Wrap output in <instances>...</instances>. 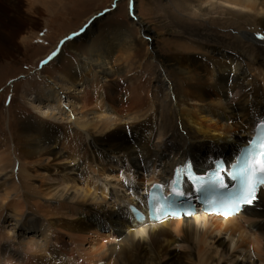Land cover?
I'll list each match as a JSON object with an SVG mask.
<instances>
[{
	"label": "bare ground",
	"instance_id": "obj_1",
	"mask_svg": "<svg viewBox=\"0 0 264 264\" xmlns=\"http://www.w3.org/2000/svg\"><path fill=\"white\" fill-rule=\"evenodd\" d=\"M37 1L28 0L34 13L39 11L34 8ZM174 1L183 8V25L190 15L207 25L223 20L235 27L233 34L226 39L207 27L194 29L189 35L195 41L181 49L186 55H150V44L143 41L149 38L143 34L149 28L136 17L143 34L135 41L138 45L132 47L127 37L114 41L127 55L78 54L73 70H61L55 79L43 75L45 81L31 102L47 109V114L14 133L18 155L29 159L36 172H47L51 163H74L53 165L55 174L76 173L77 178L89 174L104 183L110 177L124 193L116 196L119 191L112 190L119 204L102 206L105 192L98 197L91 193L87 177L83 188H76L74 176L68 182L61 179V185H71V198L60 195L52 203L41 199L35 205L19 201L21 184L3 179L14 174L12 156L17 158L13 152L2 153L0 264H204V258L218 264L208 258L214 247L217 260L231 256L230 249L245 251L244 258L251 253L256 264H264L262 188L254 208L228 219L203 214L164 224L136 223L128 213L129 206L141 200L142 184L146 189L162 182L170 187L175 170L186 162L193 163L194 172L209 171L214 159L235 158L256 123L264 120V41L254 39L257 33L264 34V0ZM95 23L80 31L90 32ZM13 28H6L7 38H0V59L10 56L5 39L25 40L22 29ZM70 39L64 47L77 53V43ZM141 50L147 51L145 55H139ZM61 56L60 52L54 60ZM183 188L191 195L188 185ZM76 197L82 202H71ZM86 198L100 203L86 206ZM120 203L126 205V215ZM91 236L108 244L83 249Z\"/></svg>",
	"mask_w": 264,
	"mask_h": 264
},
{
	"label": "rangeland",
	"instance_id": "obj_2",
	"mask_svg": "<svg viewBox=\"0 0 264 264\" xmlns=\"http://www.w3.org/2000/svg\"><path fill=\"white\" fill-rule=\"evenodd\" d=\"M113 4H116L117 7L113 8ZM35 7L39 10L37 13H34L32 9H28V0H0V38H7L6 34L9 31L6 28L12 29L13 27H20L22 29L20 34L25 37V40L18 41L16 39V42L5 39L7 45H10L9 49H7L10 56L0 59V155L6 152L12 154L13 152L15 158L19 161L15 160L12 156L15 172L13 175H10L8 170V175H4L3 179L5 181L8 180L7 182L13 179L16 183H20L23 194L19 201H26L29 204L35 205L42 202V200L52 203L60 195L71 198L74 195L73 190L70 189L71 185L68 183L64 184L65 186L61 185V179L68 182V179L75 176L76 188H80V186L83 188V180L87 177L88 179L90 178L88 183L91 186L89 188L91 193H95L96 197H98L101 190L105 192V201L101 204L102 206L104 204L110 205V202H113V205L119 204V200L116 197H112L114 196L112 190L119 191L116 196H121L124 191L118 190V186H115L114 180L110 177L104 183L101 180H93V177L91 178L89 174L81 178H77L78 174L76 176V173H70L71 175L69 173L65 175L62 172L55 174L57 170L53 168V165L64 166L67 164L68 167H73L74 163L61 162L50 164L51 160L46 164V166L48 164L51 166L48 167L50 169L47 172H44L42 169H40V172H36V167L29 159L25 160L18 155L20 146L17 145L13 136L21 131L27 121L37 122L42 119L44 120L43 117L47 114V109H39L35 103L32 104L31 102L34 93L42 85L40 82L45 81L43 75L55 79L61 70H73L79 59L78 54L81 56H85L86 54L85 57L87 58L88 55L98 54L111 55L112 58L127 55L125 53L127 50L121 49L122 45L119 47L114 42L120 39L123 40L126 37L130 42H134L133 44L131 43L132 47H134L138 45L135 41L141 38V35L146 34L149 38H146L147 41H143L150 44L148 48L150 55L153 53L162 56L186 55V53L181 52V49L191 45L190 43L195 41L189 35L192 30L205 29L207 27L210 30L213 29V34L227 39L233 34L232 27L234 26L230 22L227 23L223 20L210 22L207 25L200 22V18L194 15L192 17L190 15L189 22L183 25L184 18L181 19L180 17L182 13L180 11L183 8L180 9V6H177L174 0H133L131 8L129 7V0H39V2L35 3ZM102 13L103 15H101ZM3 15H6V17H3ZM136 17L151 31L146 30L142 34L140 27L137 28L139 25L135 22ZM31 18L36 21L34 25L29 24L28 20ZM94 22L96 23L90 32L85 33V31H80L82 28L88 29V25H92ZM74 34L77 35L74 36ZM122 35L126 36L123 37ZM68 37L71 38V41L77 43V53L64 47L65 43L60 44L62 40L68 41ZM57 47L60 49L62 59L60 58V61L54 60L55 57L53 61H50L41 68L40 62L47 59ZM86 47L87 49L89 47V49L87 50ZM135 51L131 55H134ZM146 52H142L141 50L139 55H145ZM99 106H101V103H98L97 107ZM190 160L192 161L193 159L190 158ZM207 169L196 171L202 173ZM49 170H52V172ZM196 171L194 172L195 174L201 175ZM116 176H120L117 170ZM94 181L96 182L95 185ZM122 182V179H119L118 183ZM65 187L66 190H64ZM141 189L138 195L146 189L145 183L142 184ZM190 191L192 193V189ZM43 193H46V196ZM77 199L71 202H82L79 198ZM92 200L86 198L84 205L92 207L93 203H100L97 200H93L94 202ZM120 205L124 206L122 203ZM123 208H125L126 215V205ZM132 230H134V227ZM63 238L68 239L67 236ZM222 238L226 240L225 236H222ZM95 239L91 236V238L84 240V247L82 248L89 249V245L91 246L92 244L94 248L97 246L100 248L102 244H108V240L100 242V238L97 237ZM95 241L99 244L95 245ZM228 252L232 255L222 260H217L218 255L216 254L215 247L207 253H211L208 258L216 260L218 264H228L229 262L231 264L239 262L249 264L255 261L251 253L247 254V257L244 258L245 255L243 254H245V251H231L229 249ZM203 263L210 264V260L205 261L204 258Z\"/></svg>",
	"mask_w": 264,
	"mask_h": 264
},
{
	"label": "snow or ice",
	"instance_id": "obj_3",
	"mask_svg": "<svg viewBox=\"0 0 264 264\" xmlns=\"http://www.w3.org/2000/svg\"><path fill=\"white\" fill-rule=\"evenodd\" d=\"M132 2L133 0H129L130 8ZM115 7H117V5L113 4V8ZM101 15H103V13ZM67 39H70V37ZM254 39L264 41V34L257 33ZM64 43L65 41H60L61 45ZM59 52V47L53 50L47 59L40 62L41 68L50 61H53V59L58 56ZM255 127L261 132H264V120H261ZM212 163L215 164V171L212 179L205 182L204 178L201 177L198 185L195 184L196 178L190 170V164H186L183 169L177 168L170 179V190L167 196L161 195L155 200L151 195L148 196L147 205L149 219L159 224H164L169 217L176 216L174 206H176L178 202L189 198L188 190L183 188L185 180L190 183L192 189L196 192L202 191L207 186H215L224 189L226 188L224 179L229 173H231V176L235 180L239 181L240 190L230 200H222L220 202L224 211L219 214L223 215L225 219H228L233 213H239L244 208H254L256 201L259 199L257 189L259 186H264V135L254 139L250 138L247 145L239 150V154L236 156L235 162L231 164L230 169L225 168V162L213 161ZM182 177L185 179H182ZM153 188L163 189L164 182L153 185ZM135 218L141 221L143 220V217L139 215ZM140 234H144L143 228L140 229ZM9 235H11V233H9Z\"/></svg>",
	"mask_w": 264,
	"mask_h": 264
}]
</instances>
